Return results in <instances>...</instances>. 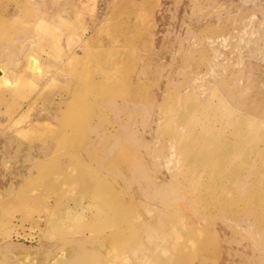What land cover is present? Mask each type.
<instances>
[{
    "label": "rangeland",
    "instance_id": "1",
    "mask_svg": "<svg viewBox=\"0 0 264 264\" xmlns=\"http://www.w3.org/2000/svg\"><path fill=\"white\" fill-rule=\"evenodd\" d=\"M263 132L264 0H0V264H264Z\"/></svg>",
    "mask_w": 264,
    "mask_h": 264
},
{
    "label": "bare ground",
    "instance_id": "2",
    "mask_svg": "<svg viewBox=\"0 0 264 264\" xmlns=\"http://www.w3.org/2000/svg\"><path fill=\"white\" fill-rule=\"evenodd\" d=\"M209 102V101H208ZM203 107H205V106H201L200 108H203ZM168 113H170V117H173L174 116V109L173 108H169L168 109V111H167ZM222 114V117H221V119L224 117V116H226V114L225 113H221ZM215 116V115H214ZM216 116H218V115H216ZM227 117V116H226ZM236 116H233V117H231V118H235ZM206 117H203V115L201 116V115H190L189 117H188V120H187V122H186V130H188L189 131V133H192V129H194L195 127H197L198 125H200V124H202L203 123V125H204V127L202 128V132L204 131V132H206L207 131V129L210 131L211 129L210 128H207L208 127V125L206 124V123H204L205 121H204V119H205ZM212 118V117H211ZM214 118V117H213ZM218 118V117H217ZM216 119V118H215ZM235 123H236V125L237 126H239V124H238V120L237 121H234ZM256 130V129H255ZM201 132L200 131H198V134H200ZM264 133V132H263ZM197 133L195 134V132H194V135L196 136V135H198ZM235 136L238 138V137H240L241 136V133H240V129L237 131V132H235ZM235 136H234V138H235ZM264 136V135H263ZM189 138H193V136H190L189 135ZM197 138V137H196ZM253 138H262V133H256L255 134V136L253 137ZM115 236L116 237H118V234H115ZM146 264V263H145ZM150 264H155V263H150Z\"/></svg>",
    "mask_w": 264,
    "mask_h": 264
}]
</instances>
